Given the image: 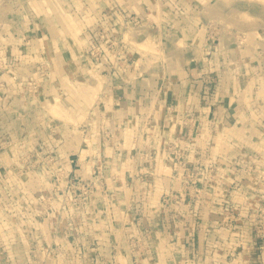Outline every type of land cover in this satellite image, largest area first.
Listing matches in <instances>:
<instances>
[{
    "label": "rangeland",
    "instance_id": "obj_1",
    "mask_svg": "<svg viewBox=\"0 0 264 264\" xmlns=\"http://www.w3.org/2000/svg\"><path fill=\"white\" fill-rule=\"evenodd\" d=\"M205 66L244 111L171 119ZM0 264H264V0H0Z\"/></svg>",
    "mask_w": 264,
    "mask_h": 264
},
{
    "label": "crops",
    "instance_id": "obj_2",
    "mask_svg": "<svg viewBox=\"0 0 264 264\" xmlns=\"http://www.w3.org/2000/svg\"><path fill=\"white\" fill-rule=\"evenodd\" d=\"M184 59H187L184 57ZM188 59H195L192 55ZM203 64L207 65L208 58ZM209 65V63H208ZM201 69V67H199ZM210 68V66H209ZM212 69L204 67L200 74L190 72L189 74L181 75L178 71L177 76L181 82V78L187 80V84L183 87H177L170 84L164 92V112H166L171 119L178 118L182 115L197 114V117L206 118L212 115L217 116L219 122L235 120L236 117L244 111L243 106L239 102V90L236 83L231 79L220 76V73H214V85L206 86L210 78ZM221 77V78H220ZM130 79V77H129ZM190 79H193L192 81ZM213 79V78H212ZM212 89V90H211ZM140 86L133 87V81H129L128 77L120 79L113 83L112 87L107 91L106 103L111 105V117L113 122L121 121L125 117L127 111V103L131 98H137L142 95ZM257 249V248H256Z\"/></svg>",
    "mask_w": 264,
    "mask_h": 264
},
{
    "label": "bare ground",
    "instance_id": "obj_3",
    "mask_svg": "<svg viewBox=\"0 0 264 264\" xmlns=\"http://www.w3.org/2000/svg\"><path fill=\"white\" fill-rule=\"evenodd\" d=\"M54 111V110H53ZM55 112V111H54Z\"/></svg>",
    "mask_w": 264,
    "mask_h": 264
}]
</instances>
